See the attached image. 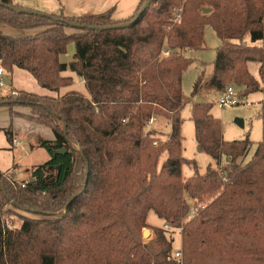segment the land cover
I'll return each mask as SVG.
<instances>
[{
	"label": "trees",
	"instance_id": "16d2710c",
	"mask_svg": "<svg viewBox=\"0 0 264 264\" xmlns=\"http://www.w3.org/2000/svg\"><path fill=\"white\" fill-rule=\"evenodd\" d=\"M146 2L120 21L109 12L69 17L0 0V24L43 28L25 36L0 30L3 69H25L59 92L74 84L64 74L69 67L85 79L89 93L39 96L21 90L17 97L0 96V105L28 106L24 115L55 135L39 138L50 157L28 170L25 187L0 171V264H178L169 230L155 227V236L143 239L151 211L182 228L183 264H264V139L243 162L253 143L249 137L225 140L213 103L193 101L204 76L194 83L191 99L183 91V74L195 61L188 52L204 49L207 25L222 42L210 87L220 94L230 82L247 93L261 88L249 63L259 62L263 71L264 0H151L129 27L94 29L131 21ZM205 7L212 11L204 13ZM71 43L76 51L67 64L61 56ZM164 49L171 55L165 57ZM187 103L199 148L217 162L228 159L229 182L219 174L221 166L210 163L200 172L195 160L184 157ZM151 117L167 119L165 142L155 145V133L145 130ZM5 131L13 142L12 129ZM186 163L193 168L190 176L183 173ZM188 197L209 203L189 218ZM14 216L21 223L11 228Z\"/></svg>",
	"mask_w": 264,
	"mask_h": 264
},
{
	"label": "rangeland",
	"instance_id": "374dc122",
	"mask_svg": "<svg viewBox=\"0 0 264 264\" xmlns=\"http://www.w3.org/2000/svg\"><path fill=\"white\" fill-rule=\"evenodd\" d=\"M67 30L74 31L75 28H68ZM25 32L26 31L20 33ZM221 43V39L216 34L214 28L211 25H207L205 27L204 49L188 52V56L194 58L195 61L183 74V91L184 94L191 99L193 97L192 92L194 83L200 76H204L205 84L200 94L203 97L202 100L213 103L211 113L214 117L221 120L224 139L233 141L249 137L253 142L247 155L242 160L243 162H247L255 152L257 142L264 139V67L263 71H261V64L259 62L252 61L249 63L250 73L261 85L259 90L247 93L244 86H237L234 82H230L227 86H233L235 88L239 103L233 106L220 108L217 105L220 93L214 91L210 87L209 77L213 71V62L216 57L217 49ZM262 45L264 46V43ZM74 53L75 47L72 44L67 53L61 56V61L67 64L70 63L73 61ZM0 66L2 67L1 63ZM64 74L74 77L69 67L64 71ZM1 78L6 86L0 87V96H9L12 94L13 89L26 90L39 96L62 95L72 89L79 90L87 96L89 95L85 84L83 85V83H80L76 75L74 77V84L61 88L59 92L41 86L29 71L19 67H14L11 71L4 68V73L0 75V79ZM193 99V101H197V96H194ZM29 112L30 108L24 104L0 105V171L6 173L12 170L11 172L12 174L14 173L17 181H23V179L28 178V169H31L34 165L46 162L50 157L45 148L38 146V138H54V133L49 126L32 121L24 115ZM191 112L192 104L187 103L182 110V117L184 120L182 127L184 157L195 160L200 172H204L210 163L216 168L220 166L228 168L229 163L225 156L222 157L220 162H217L210 154L200 150L196 140L195 125L191 119ZM149 120L146 122L145 130H151L155 133L154 137L157 139L154 141V144L157 145V141L159 140L165 142L168 139V133L171 129L167 119L157 117L153 124L147 126ZM238 120H243L244 126L239 125ZM8 128L12 129L18 139V143L9 141L5 131ZM21 141L23 143H20ZM167 156V153L161 156L160 165ZM183 173L185 176L192 175V166L187 163L184 164ZM190 200L196 202L195 199L189 198V202H191ZM203 203L206 206L209 200H205ZM7 208H10V206ZM14 212H16V214L33 217V215L22 210L15 209ZM14 218L15 220H12L14 224L10 222L11 228L18 227L21 223L17 216H14ZM189 218L185 219V221ZM147 222L148 226L142 229V234L144 230H148L149 233L145 236L143 235V239L150 240L155 236V227L161 226L164 228L165 223L153 211L149 213ZM167 230L170 231L168 237L173 240L174 249L178 247L182 248V228L174 227L173 229Z\"/></svg>",
	"mask_w": 264,
	"mask_h": 264
},
{
	"label": "crops",
	"instance_id": "0c3cea01",
	"mask_svg": "<svg viewBox=\"0 0 264 264\" xmlns=\"http://www.w3.org/2000/svg\"><path fill=\"white\" fill-rule=\"evenodd\" d=\"M140 1L141 0H13V3L17 6H25V7L32 8V9H35L41 12L53 13V14L63 13L65 16H69V17H77V16H82V15H92V14H106L109 12L111 14L112 19L122 21V20H127L135 13V11L137 10L139 6ZM0 30L10 35L25 36V35L37 34L41 32L43 28L19 30V29L12 28L8 25L0 24ZM24 31L26 32L20 33ZM67 31L68 33L76 32L75 30L74 31L67 30ZM72 44L74 45V43H71L70 45ZM70 45L68 46V49ZM75 51H76V47H75ZM75 75L76 74H74V77ZM76 77L78 81L80 83H83L84 85V82H81L77 75ZM13 90H16V89H13ZM17 91L19 92L21 90H17ZM23 91H26V90H23ZM200 92L197 95V100L203 99ZM28 93H31V92H28ZM42 138H45V137H42ZM54 138H55V135H54ZM53 139H49V140H53ZM20 143H23V142L21 141ZM11 171L12 170H10V172ZM28 178H29V172H28ZM24 180L25 179H23V181Z\"/></svg>",
	"mask_w": 264,
	"mask_h": 264
},
{
	"label": "built area",
	"instance_id": "2783aa9c",
	"mask_svg": "<svg viewBox=\"0 0 264 264\" xmlns=\"http://www.w3.org/2000/svg\"><path fill=\"white\" fill-rule=\"evenodd\" d=\"M177 20L179 19V13L177 14ZM163 55L166 56H170L171 52L169 49H164L163 51ZM4 73V69L0 66V75H2ZM78 76V78L80 79L81 82L85 83V79L76 74ZM6 84L4 83V81L2 80V78L0 79V87H5ZM12 94L18 96V91L17 90H12ZM239 103V100L237 98L236 95V90L233 86H227L223 92L219 95V99L217 101V105L220 108H225V107H229V106H233ZM156 118L155 117H151L147 126L153 124L155 122ZM14 142L18 143V139L15 137L14 138ZM219 174L222 176V178L224 179L225 182H229V178L227 176V168L221 166V168L219 169ZM5 177L8 178V180L11 182V184L15 185V184H20L22 187L26 186V182L25 181H17L15 179V176L12 174V172L8 171L5 174ZM191 201V200H190ZM191 203V210H190V214L189 217L191 216H195L197 215L200 211H202L203 209H205V204H199V203H195V202H190ZM165 229H173L174 227L171 226L169 223H165L164 225ZM174 258L175 260L178 262V264H183L182 263V259H183V253L181 248H177L174 251Z\"/></svg>",
	"mask_w": 264,
	"mask_h": 264
},
{
	"label": "water",
	"instance_id": "95a60500",
	"mask_svg": "<svg viewBox=\"0 0 264 264\" xmlns=\"http://www.w3.org/2000/svg\"><path fill=\"white\" fill-rule=\"evenodd\" d=\"M150 2H151V0H147V2L140 8L139 12L135 15V17L129 22H122V23H118V24L99 26V27H95L94 29L103 31V30H107V29H121V28L129 27L131 24L135 23L139 19L140 15L148 8ZM202 11L204 13H209L212 11V9L205 7V8H203ZM238 124L241 126H244L243 120H238ZM65 151H66L65 149L59 150L58 153H65ZM147 233H149L148 230L143 231L144 236Z\"/></svg>",
	"mask_w": 264,
	"mask_h": 264
},
{
	"label": "bare ground",
	"instance_id": "6f19581e",
	"mask_svg": "<svg viewBox=\"0 0 264 264\" xmlns=\"http://www.w3.org/2000/svg\"><path fill=\"white\" fill-rule=\"evenodd\" d=\"M149 232V231H148ZM148 234V233H147Z\"/></svg>",
	"mask_w": 264,
	"mask_h": 264
}]
</instances>
